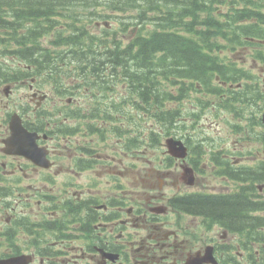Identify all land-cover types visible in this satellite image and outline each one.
Wrapping results in <instances>:
<instances>
[{
	"label": "trees",
	"instance_id": "trees-1",
	"mask_svg": "<svg viewBox=\"0 0 264 264\" xmlns=\"http://www.w3.org/2000/svg\"><path fill=\"white\" fill-rule=\"evenodd\" d=\"M118 12L124 13L121 28L94 32L96 20ZM245 48L264 62V0H0V55H16L30 76L61 95L86 88L100 97L91 108L93 133L101 134L102 121L116 120L118 112L130 113L124 106L131 104L157 127L149 130L150 143L184 136L208 110H225L234 129L264 141V75L231 55ZM117 88L120 99L108 94ZM135 137L142 143L144 131ZM225 168L251 186L232 195L179 197L178 207L215 216L244 234L245 221H261L248 214L260 206L245 192L264 179V166Z\"/></svg>",
	"mask_w": 264,
	"mask_h": 264
},
{
	"label": "flooded vegetation",
	"instance_id": "flooded-vegetation-1",
	"mask_svg": "<svg viewBox=\"0 0 264 264\" xmlns=\"http://www.w3.org/2000/svg\"><path fill=\"white\" fill-rule=\"evenodd\" d=\"M5 83L0 80V248H6L0 257L28 253L31 262L38 264H237L235 254L240 261L244 258L239 249L252 247L250 223L246 227L247 239H243L236 233L238 226H230L215 216L212 221L180 214L172 208L159 213L157 205L164 196L156 189L162 185L150 186L151 190L155 188L151 193L126 189L120 163L92 168L93 172H107L92 178L78 175L75 168L74 175L62 180L58 194H46L39 184L21 186V178L47 181L46 174L62 161L56 155L60 140L53 139L58 135L56 125L62 121L61 112L41 110L46 101L35 100L31 111L19 113L23 126L38 134L37 147L47 159L33 162L25 156L5 154L3 141L10 134L13 107V101L2 94ZM20 83L25 85L26 80ZM46 114L52 118L46 120ZM50 124L54 131L49 130ZM87 161L84 157L70 158L75 167L81 162L92 167ZM16 172L21 174L15 176ZM151 173L146 178L157 175L162 177L159 183H167L169 175H174L153 169ZM80 177L90 182L83 187L75 181ZM94 177L102 180H92ZM133 186L141 188L138 181ZM41 233L49 238H41ZM41 244L47 248L43 252L37 249ZM250 261L247 254L240 264Z\"/></svg>",
	"mask_w": 264,
	"mask_h": 264
},
{
	"label": "rangeland",
	"instance_id": "rangeland-1",
	"mask_svg": "<svg viewBox=\"0 0 264 264\" xmlns=\"http://www.w3.org/2000/svg\"><path fill=\"white\" fill-rule=\"evenodd\" d=\"M99 29L101 26H97ZM117 26L115 25V22L111 29H116ZM95 30V29H94ZM244 50V51H243ZM249 51L246 49L239 50L235 55L231 54L232 56H235V60H237L241 64H245L246 66L250 67L255 72H264V64L261 63H254L252 60V57L248 54ZM261 64V65H260ZM26 90H19L16 91L12 99H17L19 96H21L23 93L25 94ZM17 101V100H14ZM232 118V115L227 113L225 110H219L217 113L214 110H208L206 111L200 119H198L197 122V129L203 133V136L205 138L213 136L214 138H218V142L220 143L219 150L223 149L224 152L227 150L231 153H236V156L240 158L239 160H242V163L245 162H251L253 159V163L256 162V158H264V150L262 148H256L257 143L250 141L249 138L243 137L240 135L237 131H234L230 128L229 124L227 123ZM145 132H148V129L150 127L149 122L146 125ZM196 130V131H198ZM195 131V132H196ZM193 132V127L190 133ZM194 133V132H193ZM60 145H63L62 143ZM103 147V145H101ZM235 148V149H233ZM256 148V149H255ZM164 147L155 149L151 152V154L145 155L142 160H138L137 158L131 156L130 153L124 154L119 148L114 146H106L104 149V154L107 155V157L112 161L111 165L119 164L124 170V175L121 179V181L124 182L126 189L129 190H146L148 187L154 185H157L159 183V178L156 176H152L150 179H145L147 175L152 174L151 170H154V166L158 169L159 164L158 160L164 159L166 156L164 152ZM221 150V151H223ZM251 151L249 156L246 158V154ZM57 157L62 160L60 162H57L56 166L52 168L48 173L46 174V180H43L42 178L38 179L37 177H30V178H21L23 181L21 182V186L26 187L29 183L37 185L39 184L42 189L46 192V194H58L61 186L63 185V181L67 179L65 176H72L73 173L69 170L70 167V157L73 155L76 156V152L73 149L69 148H61L56 152ZM118 157L121 158V160L118 159ZM261 157V158H260ZM178 162V161H176ZM106 167V166H105ZM96 168H102V166H97ZM167 167L161 166L160 169H166ZM173 173L176 174L181 171L180 168H175L173 166ZM110 169V167H109ZM202 169V171L196 176L194 186H185L180 181H176L174 183H171L172 181H167L168 183L164 184L162 186V191L165 193L166 196H170L175 193L183 192L184 190H200V185L204 187L205 189H211V190H221L224 191L232 190L233 184L230 181H223L222 179L214 178L213 176L209 175V168L207 170ZM15 176L20 175V172H16ZM80 176H88L92 178V176L99 174L104 175L107 174L104 171H98L93 172L92 170H84L78 173ZM31 175H35L32 174ZM48 175H53L52 177H48ZM65 175V176H64ZM55 176V178H54ZM143 178V179H142ZM92 180H102L94 177ZM53 181V182H48ZM75 181L78 182V184H82L83 187H85L90 181H86L84 179L77 178ZM138 181L140 187L133 186L134 183ZM174 181V179H173ZM52 184L53 186H50ZM138 186V185H137ZM28 210H25V212ZM33 212V210H31ZM32 218H35L34 215H31ZM237 236V235H236ZM239 251L244 254V251L242 249H239ZM239 259L240 256L236 255ZM235 256V258H236ZM245 260V256L243 258ZM31 264H38L37 261L32 262Z\"/></svg>",
	"mask_w": 264,
	"mask_h": 264
},
{
	"label": "water",
	"instance_id": "water-1",
	"mask_svg": "<svg viewBox=\"0 0 264 264\" xmlns=\"http://www.w3.org/2000/svg\"><path fill=\"white\" fill-rule=\"evenodd\" d=\"M262 120L264 121V112L262 114ZM11 129H12V138L10 141L13 143H17L18 141L22 140L24 141V137L21 135L22 133H26V131L22 130V128L19 126V123L17 119L15 118L14 120L11 121ZM167 145L169 147V151L174 154V155H180L184 156L185 155V147L181 143V141L178 140H173V139H167ZM25 148H22V145L17 147V152L23 153L22 151L24 149L30 148V146L27 147V145H24ZM27 147V148H26Z\"/></svg>",
	"mask_w": 264,
	"mask_h": 264
}]
</instances>
